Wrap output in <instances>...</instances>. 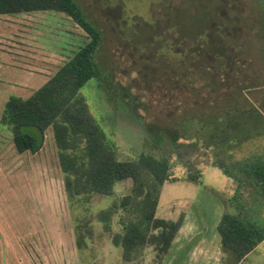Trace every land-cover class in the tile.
<instances>
[{"label": "rangeland", "instance_id": "rangeland-1", "mask_svg": "<svg viewBox=\"0 0 264 264\" xmlns=\"http://www.w3.org/2000/svg\"><path fill=\"white\" fill-rule=\"evenodd\" d=\"M80 1L101 25L105 34L98 56L104 67L103 81L91 79L83 87L82 94L87 99L92 114L104 124L103 127L108 131L115 128L118 160H135L142 152L159 157L167 156L172 163V173L179 180L189 175V167L183 163L190 161L189 165L193 169L191 173L204 171L202 178L205 184L223 185L226 175L214 164L225 162V158L238 160L239 155L244 154L243 149L239 148L238 143L226 149L225 146L209 147L203 142H196L192 146L171 145L169 140L172 136L170 138L166 128L173 127L175 119L182 121L184 114L193 115L188 110L189 97L192 102L194 96L197 99H200V95L209 99V92L189 95V91H180L179 87L174 91L168 86L173 81L164 84L170 69V64L165 63L174 58V52L183 49L192 53L191 63L194 60L197 65L199 54L194 56L193 53L196 49H202L200 46L204 44L207 52L221 56L225 54V66L233 68L230 54L236 52L231 46L241 47L240 51L243 50L242 56L245 59L240 56L238 62L241 65L245 63L248 69L243 73H226L216 79L231 80L232 74H236L233 78L240 80V84L248 83L254 81L253 78H248L254 71L253 75L259 82L257 84L262 86L245 90L244 94L264 114V2ZM224 22L225 28L217 29L216 25H223ZM206 28L209 29L208 32ZM221 32L226 37L224 42V35H219ZM89 40L86 31L62 12L49 10L0 15V128L4 126L1 120L6 96H31L46 83L40 73L53 76ZM232 40L235 44L228 43ZM246 46L251 47L250 51ZM157 59H160L159 63ZM216 60L220 61L219 58ZM216 60L211 59V64ZM207 64H202L203 69H207ZM175 67L179 65L176 64ZM22 68L27 71L29 68L34 76L22 71ZM199 72L201 74V70L196 69L194 75L197 89L210 77L215 78L212 75L199 76ZM30 88H33L32 93H29ZM231 90L229 86H225V95ZM201 111L211 112L205 106H200L199 112ZM150 125H160L157 135L163 140L159 143L154 134L152 137ZM253 125V128L260 126L259 134L249 139L254 140L252 142L255 145L264 140V124L255 122ZM195 127L196 125L194 129ZM7 131L10 133L9 129ZM252 142L245 140L242 144L248 143L246 146H250ZM44 143L40 152L27 154V157L14 153L12 148H6L5 155L0 156V219L5 221L6 232H18L16 222L25 227L30 221L34 224L46 219L51 224L52 220L53 226L49 224L48 228H52L54 234L71 237L79 232L85 236L87 243H83V249L76 258L63 260V254L57 249L53 259L48 256V261H44V264H124L123 248L112 241L113 235L123 233L120 214H113L111 230L107 231L105 224L99 221L98 211L128 195L132 181L127 179L117 182L113 196L93 198L90 204L81 203L75 208L67 197L52 130L46 132ZM89 205L91 210H87ZM127 216L124 214L123 217ZM90 220L93 223L91 225ZM79 225H83V234L78 229ZM33 227L32 225L31 228ZM39 227L41 226H37L32 232L41 233L42 229ZM29 254L25 251L23 258L27 259ZM155 258L154 246L149 245L134 263L154 264ZM250 261L264 264V248L247 264Z\"/></svg>", "mask_w": 264, "mask_h": 264}, {"label": "trees", "instance_id": "trees-1", "mask_svg": "<svg viewBox=\"0 0 264 264\" xmlns=\"http://www.w3.org/2000/svg\"><path fill=\"white\" fill-rule=\"evenodd\" d=\"M49 10L65 13L72 18L86 31L90 40L31 96L25 98L10 95L1 122L12 130L13 141L19 153L40 151L46 131L52 129L67 197L75 208L81 203L90 204L93 198L113 196L116 183L130 179L131 192L119 201L112 202L107 208L100 209L99 221L109 231L113 214H120L123 233L113 235L112 241L123 248L124 264H136L134 262L149 245L154 246L156 251L154 264H161L180 229L181 221L158 218L156 211L165 182L180 178L172 173V163L167 156L159 157L142 152L135 160H118L115 128L108 131L92 114L82 89L93 78L103 81L104 67L98 56L105 34L80 0H0V15ZM216 26L217 29L225 28V22ZM208 31L206 28V32ZM222 34L219 33L221 36ZM222 38L224 42L225 35ZM228 43L235 44L233 40ZM201 46L202 49H196L193 53L194 56L199 54L197 65L194 60L191 63L192 53L189 50L182 49L173 53L174 58L165 63L170 64V69L165 74L164 84L173 81V84L168 85L171 89L175 91L179 87L180 91H189V95L209 92V99L201 95L200 99L194 96L192 102L189 97L188 110L193 115L184 114L179 122L174 118L173 127L166 130L170 138L174 135L169 140L172 146H192L196 142H203L209 147L225 146L226 149L236 145L239 139L250 137L255 130V122L264 124V114L244 94L245 90L262 85H258L254 71L248 76L254 81L248 83L240 84V80L233 78L236 74H232L231 80L216 79L226 73H243L248 69L245 63L241 65L238 62V58L244 56L243 50L240 51L241 47L231 46L236 54L240 53L230 54L234 64L232 68L225 66V54L221 56L207 52L204 44ZM246 49L250 51L251 47L246 46ZM216 58L221 62H217ZM211 59L216 62L211 64ZM170 60H174L179 67H175V62ZM156 61L159 63L160 59ZM204 63H208L207 69H203ZM196 69L201 70L199 76L212 75L215 78L210 77L197 89L194 77ZM225 86L232 89L228 95H225ZM200 106H205L211 112H199ZM159 126H149L152 137L153 134L157 137V143L163 140L157 135L160 132ZM183 164H187L190 172L184 180L201 183L203 172L191 173L193 169L189 165L190 161ZM214 165L220 167L236 184L234 194L226 200L227 209L219 222L218 231L223 253L232 252L238 263L264 240V155L241 160L225 158V162ZM221 197L225 204V194L222 193ZM87 210H91L90 205ZM124 214L128 215L127 218L123 217ZM91 223L90 220L89 225ZM78 227L83 234V225ZM78 234L76 242L82 250L87 239Z\"/></svg>", "mask_w": 264, "mask_h": 264}, {"label": "crops", "instance_id": "crops-1", "mask_svg": "<svg viewBox=\"0 0 264 264\" xmlns=\"http://www.w3.org/2000/svg\"><path fill=\"white\" fill-rule=\"evenodd\" d=\"M27 69L28 71L23 68L21 70L31 75L32 71ZM39 75L46 82L51 78L49 74L40 73ZM32 90L33 88H30L29 93H32ZM9 97L10 95L4 99L3 111ZM6 128L10 130L11 134ZM259 132L260 126H255L250 137L238 140V146L243 149L242 153H244L239 155L238 160L264 155V140L258 141L255 145L252 142L254 140H249ZM245 140L252 142L251 145L246 146L249 142L246 145L242 144ZM7 144L8 147H6ZM6 148L10 150L12 148V151L20 156L37 154L42 150L41 148L37 153H19L13 141L12 130L4 125L0 128V156L5 155ZM225 175L223 185L205 184L203 178L201 183L184 179L165 182L161 190L156 217L181 221V226L161 264H247L257 252L264 248L263 240L238 263L235 262V255L232 252L223 253L218 225L227 209L226 200L234 194L236 189L233 179L227 174ZM222 193L225 194V204L221 197ZM31 222L32 224H30ZM37 222L33 224V221H30L25 227L21 226L22 223L16 222L15 225L19 227L18 232L7 233L4 228L5 221L0 219V264H44V261L47 262L49 257L53 259L57 249L63 254V260L79 256L81 250L77 246L75 233L71 237L65 234H54L52 228H48L50 223L46 219H42L40 223ZM50 222H52L50 225L53 226V221ZM28 225L29 227H27ZM32 225L33 228H31ZM37 226H41L39 227L42 229L41 233L32 232L37 229ZM25 251L30 253L27 259L23 258ZM250 264H256V262L250 261Z\"/></svg>", "mask_w": 264, "mask_h": 264}]
</instances>
